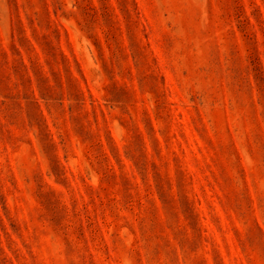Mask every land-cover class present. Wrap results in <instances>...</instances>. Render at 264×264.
Instances as JSON below:
<instances>
[{
	"label": "rangeland",
	"instance_id": "1",
	"mask_svg": "<svg viewBox=\"0 0 264 264\" xmlns=\"http://www.w3.org/2000/svg\"><path fill=\"white\" fill-rule=\"evenodd\" d=\"M0 264H264V0H0Z\"/></svg>",
	"mask_w": 264,
	"mask_h": 264
}]
</instances>
